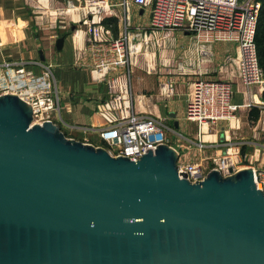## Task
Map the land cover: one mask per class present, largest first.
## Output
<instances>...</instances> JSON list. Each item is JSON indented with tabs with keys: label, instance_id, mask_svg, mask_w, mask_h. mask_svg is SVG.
I'll return each instance as SVG.
<instances>
[{
	"label": "water",
	"instance_id": "95a60500",
	"mask_svg": "<svg viewBox=\"0 0 264 264\" xmlns=\"http://www.w3.org/2000/svg\"><path fill=\"white\" fill-rule=\"evenodd\" d=\"M33 117L0 96V264H264L252 169L192 184L166 144L134 162Z\"/></svg>",
	"mask_w": 264,
	"mask_h": 264
},
{
	"label": "built area",
	"instance_id": "2783aa9c",
	"mask_svg": "<svg viewBox=\"0 0 264 264\" xmlns=\"http://www.w3.org/2000/svg\"><path fill=\"white\" fill-rule=\"evenodd\" d=\"M129 1L139 11H143V14L147 11L149 13L148 27L145 30L141 29L139 33H145L147 42L152 40L156 33L181 31L191 35L192 41L200 45L199 50L215 42L235 44L238 61L228 58V63L234 64L241 83L248 91L259 87L263 94V100L259 105L262 114L264 113L262 111L264 71L259 63L256 43L260 0H124L123 5L126 8ZM139 34H134L133 39ZM122 43L123 40L119 38L114 47L124 55L125 48ZM200 52L203 55L207 54L204 49ZM101 61L102 66L106 65L105 59ZM118 61L119 59L116 58L107 62L110 63L109 66H115ZM34 66L21 61L0 63V96L16 95L29 105L35 112L32 125H43L46 122L56 124L60 99L53 81L52 66L48 65L41 74L34 71ZM107 83L111 90H115L111 81ZM193 86L185 117L188 122L198 127L197 147L202 150L205 143L203 135L209 125L216 126L236 119L239 106L234 103L235 91L231 80H199ZM169 92L172 94L173 89L170 88ZM105 107V115H103L105 124L97 131V135L104 145L102 148L111 156L137 162L160 145L166 144L175 149L170 145L167 129L160 119L137 113L129 102L113 112L110 110L111 106L105 105ZM88 130L86 129L84 133ZM175 150L179 155L177 170L181 178L186 175L187 180L192 184L202 182L208 175L205 167L199 162H184L180 152ZM238 150L237 155L240 152ZM231 158L227 155L214 160L216 165L214 170L222 173L233 167L228 164ZM252 170L255 173L257 188L264 192V176L258 170L254 168ZM231 171L233 172L232 168Z\"/></svg>",
	"mask_w": 264,
	"mask_h": 264
},
{
	"label": "crops",
	"instance_id": "0c3cea01",
	"mask_svg": "<svg viewBox=\"0 0 264 264\" xmlns=\"http://www.w3.org/2000/svg\"><path fill=\"white\" fill-rule=\"evenodd\" d=\"M56 1L57 0H0V63L5 61H21L34 64L35 66L33 69L37 74H41L48 65H51L53 81L56 84L55 89L60 99L56 125L61 128L64 134L65 131L69 132L70 135L77 134L81 136V134H85L87 137L95 140V138L98 137L97 131L105 124L103 115H105L104 111L106 110L107 86L105 87L101 84L105 82L104 79L109 76H103L101 74V76L99 75L100 79H97V75H93L87 68L92 67L93 59L88 55H86V57L83 55L78 56L73 46L75 43L68 41L67 37H64L65 42L63 49L58 50L56 48L58 37L52 35H34L40 31L44 32L46 35V32L51 33L56 30L57 25L49 23L48 17L54 16L56 11L60 9V6L65 8L63 10L64 14L69 15L71 10L66 8L67 3L69 1L75 3V0H66L67 3L64 2L66 4H62V0H58L60 3ZM114 2L117 8L110 9L109 11L111 12L104 10L100 12V15L107 21L110 20L115 22L112 18H118L116 21L119 31L120 28L121 31L122 28L124 31H127V26L132 27V24L137 26L139 20L146 22L148 26V11L143 14L138 8L134 10L131 7L130 1L128 2V8L123 5L124 0H114ZM118 4L121 5L119 6ZM122 5L124 7L121 8ZM110 25H107V27H111ZM59 28H62V26ZM170 36L174 38L172 41L177 42L176 45L180 47L179 51L181 52L184 50L183 56L186 57L194 67H196V64L199 65L197 66L198 68L196 67V70L192 72V74L197 77H169V75H167L153 80L150 77L142 76H135L133 78L130 73L128 81L126 74L121 70L118 79L115 77V79L112 78L113 80L110 79L112 83L115 82L113 84L115 89L126 94L127 86L129 85V87H131V96L134 97V104H131L133 109L137 113L147 114L160 119L165 128L170 131L167 135L169 138L173 133L185 132L183 131L185 125H188V130H192V132L195 131V125L188 122L185 117L187 102L191 96V85H194V83L199 80H231L235 91L234 103L239 106L237 117L228 123L224 122L216 125V129L220 128L216 131V134L212 136L215 139L219 131L224 130L226 140H228L227 136H229V140H233L235 137L242 139L243 142L241 143L256 144V141L253 140L256 139L255 135L257 130L259 132V128L253 126L256 122L250 121V113L252 108L260 109L259 104L263 100V94L259 87L252 88L248 91L241 83L237 69L233 63H228L226 68L222 66L220 70L216 69L215 71L209 67L201 68L199 60L202 59H200V57L203 54L200 50L203 48L199 50L200 45L192 41L191 35L186 32L175 31L171 33ZM183 38L188 40L186 43L189 42L190 46L182 47V45L185 44ZM84 41L83 39L80 46L81 49L85 47ZM37 47H40V49L37 50ZM231 48L236 55L233 59L237 62L238 51H234L235 47ZM204 50L207 53L205 55H207L206 62H208V58L210 60L213 54L209 50ZM41 52H43L44 61L41 60ZM187 60L186 62H188ZM202 63L205 62L203 61ZM213 72L217 73L219 77L213 75ZM194 79L196 81L192 84L191 81ZM170 88L173 89L172 94L169 92ZM108 93L110 94V92ZM120 98L119 96V100ZM249 105H251V107H249ZM124 106L125 103H123V105L120 104V108ZM184 123L185 125H183ZM176 124L178 125L177 127H175ZM86 129L89 130L87 133H84ZM179 136L181 137L180 139L184 137L183 135ZM216 141L217 140L211 142ZM97 147H100V145Z\"/></svg>",
	"mask_w": 264,
	"mask_h": 264
},
{
	"label": "rangeland",
	"instance_id": "374dc122",
	"mask_svg": "<svg viewBox=\"0 0 264 264\" xmlns=\"http://www.w3.org/2000/svg\"><path fill=\"white\" fill-rule=\"evenodd\" d=\"M67 1L62 0V4H66ZM56 2L60 3V1L58 0ZM62 7L63 6H60V9L56 11V14L54 16L48 17L49 23L57 25L56 30L51 33L46 32V35L42 31L37 32L34 35H52L58 38L67 37L68 41H72L75 43L76 46L74 44L73 46L75 47V52L78 56H90L91 59H93V65L92 67H87L89 71L92 72L93 75H97V79H100L98 74L100 76L102 74L103 76L107 75L111 77H106L104 79L106 83L102 82L101 84L102 86H107L106 106H111V112L120 107V104L123 105V103L126 104L127 102H129L130 104H134V97L131 96V87H129V85L127 86L126 95L123 94V92H121L120 90H111L109 83H107L110 82V79L114 77L118 79L121 70L124 71V74H126L128 81L130 73L133 78L135 76H142L148 78L150 77L153 80H157L159 77H165L167 75H169V77H197L196 75H193L192 72L195 71L196 67L199 65L196 64V67H194L193 64H191V62H189L187 58L183 56L184 50L181 51L182 53L179 51L180 47L176 45L177 42L172 41L174 40V38H171L170 36V34L173 32L156 33L153 35L152 40L147 42V40L145 39V33L139 34L141 29L145 30L148 27L147 23L144 21L139 20L137 22V26H134V24H132V27L127 26V31H124L123 28L121 31L120 28L121 32L119 31L118 26L116 29L115 25L113 24L110 25L111 27H107V25L105 24L107 20H105V18L100 15V12L117 8L114 0H75V3L69 1L66 6L68 10H71V12H69V15L64 14L63 10L65 8ZM122 7L124 6L122 5L121 8ZM131 7L134 10L137 8L132 4ZM112 19L118 20V18L115 17H113ZM60 26H62V28H59ZM136 33L139 35L136 39H133V35ZM148 34H150L149 30ZM119 38L123 40L122 44L123 48H125L124 55L120 54L118 51L119 49L114 47L115 42H117ZM83 39L85 40V47L81 49L80 46ZM183 40L185 44H183L182 47H186L188 45L190 46L189 42L186 43V41H188L187 39L183 38ZM229 46L235 47L236 49L234 48V51H237V46L235 44L225 42H215L210 45L207 44L205 47H203V49L209 50L213 55H211L212 57H210V60L208 58V62H206L207 55H205V57L204 55H201L200 59H202L199 60V63H201V68L209 67L214 71L216 69L220 70L222 66H225L224 68H226L228 65V58H233L234 56H236L233 52V49ZM39 49L40 47H37V50ZM116 58L119 59L118 63L115 66H109L110 63L107 61ZM103 59L106 60V65L104 66H102L101 64V60ZM186 60L188 62H186ZM203 61L205 63H202ZM213 75L218 76L215 72H213ZM195 81V79L191 81L192 84ZM114 83L115 82H113V84ZM193 88L194 86L191 85V96ZM108 92H110V94ZM119 96L121 97L120 100ZM262 111L264 112V108H262ZM183 125H185V123ZM185 126L183 127V131L185 132H176L175 134L173 133L171 134V136H169L170 145H172L180 152L183 161L196 163L199 162L205 167L206 172L209 174L216 168L214 160L223 158L228 155V157H232L229 160L228 164L233 166L231 167L233 169V172H230L231 168L226 171L224 170L221 173L223 177H229L235 174V172H237L238 170L240 171L245 168H254L264 176V113L260 114L259 121L256 122L255 125H253L254 127L259 128V132L257 130L255 135L256 139L253 140L256 141V144H244L241 143L243 142L242 139L235 137L233 138V140H229V136H227L228 140H226L224 130L219 131V137L217 136V138L214 139L212 135L216 134V131L219 130L220 127L216 129L215 126L213 127V125H209L207 131L205 129V135H203L205 143L204 148L201 150L199 149V147H197L198 143L196 135H198V127L195 125V131L192 132V130H188V125L186 127ZM166 132L167 135L168 133H170V131L168 130H166ZM179 135H183V139H180L181 137ZM65 136L68 139H72L71 137H74V140L82 142L84 144H88L87 142H89V144H93V146L96 147L98 145H100V147L104 146L99 137H96L94 140L90 137H87L85 134H81V136L77 134L70 135L69 132L66 131ZM85 139H87L88 141H86ZM214 140L217 141L211 142ZM237 149L240 150L239 155H237ZM243 150L244 153L242 152Z\"/></svg>",
	"mask_w": 264,
	"mask_h": 264
},
{
	"label": "trees",
	"instance_id": "16d2710c",
	"mask_svg": "<svg viewBox=\"0 0 264 264\" xmlns=\"http://www.w3.org/2000/svg\"><path fill=\"white\" fill-rule=\"evenodd\" d=\"M261 10L258 20L256 43L258 48L259 63L264 71V0H260ZM107 25L113 24L117 29V21H106ZM261 110L259 108H252L250 113V121L257 122L260 119ZM244 153V150L242 151Z\"/></svg>",
	"mask_w": 264,
	"mask_h": 264
},
{
	"label": "bare ground",
	"instance_id": "6f19581e",
	"mask_svg": "<svg viewBox=\"0 0 264 264\" xmlns=\"http://www.w3.org/2000/svg\"><path fill=\"white\" fill-rule=\"evenodd\" d=\"M209 128V127H208ZM226 166H227V163H226Z\"/></svg>",
	"mask_w": 264,
	"mask_h": 264
}]
</instances>
